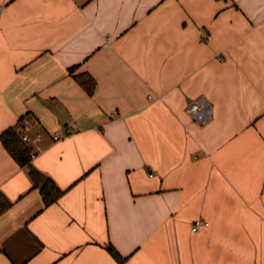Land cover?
Wrapping results in <instances>:
<instances>
[{
	"label": "crops",
	"instance_id": "crops-1",
	"mask_svg": "<svg viewBox=\"0 0 264 264\" xmlns=\"http://www.w3.org/2000/svg\"><path fill=\"white\" fill-rule=\"evenodd\" d=\"M0 7V134H42L30 163L62 190L45 205L0 142V264H264V0Z\"/></svg>",
	"mask_w": 264,
	"mask_h": 264
},
{
	"label": "trees",
	"instance_id": "trees-1",
	"mask_svg": "<svg viewBox=\"0 0 264 264\" xmlns=\"http://www.w3.org/2000/svg\"><path fill=\"white\" fill-rule=\"evenodd\" d=\"M75 79L87 93L91 94L93 92L95 83L91 77L85 74H79L75 75ZM0 142L17 164L27 167L28 175L33 185L38 186L44 204L49 205L55 202L62 194V190L59 189L50 178L44 176L31 165V149L20 140L13 127L7 128L0 134ZM9 206L10 202L0 192V214ZM105 248L118 264H123L124 258L111 244H107Z\"/></svg>",
	"mask_w": 264,
	"mask_h": 264
},
{
	"label": "built area",
	"instance_id": "built-area-1",
	"mask_svg": "<svg viewBox=\"0 0 264 264\" xmlns=\"http://www.w3.org/2000/svg\"><path fill=\"white\" fill-rule=\"evenodd\" d=\"M185 112L193 121L199 124H206L211 119V107L204 97H197L189 101L185 107ZM13 129L19 136L20 140L26 145L34 143L42 136L40 133H35V135L32 136L31 126L25 119H19L13 126ZM48 136L54 141L59 139V136L56 133H48ZM34 152V150H31L32 156L34 155ZM203 225H206V222L203 219H196L191 225L192 232H197Z\"/></svg>",
	"mask_w": 264,
	"mask_h": 264
}]
</instances>
